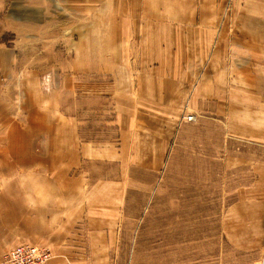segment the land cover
<instances>
[{"label": "crops", "instance_id": "1", "mask_svg": "<svg viewBox=\"0 0 264 264\" xmlns=\"http://www.w3.org/2000/svg\"><path fill=\"white\" fill-rule=\"evenodd\" d=\"M90 2L98 19L71 47L0 44V257L25 241L51 250L47 264H115L125 182L105 180L109 148L81 131L74 106L90 93L80 81L107 78L130 101L120 109L190 100L238 119L228 129L247 190L224 207L221 230L234 262L264 264V0Z\"/></svg>", "mask_w": 264, "mask_h": 264}, {"label": "rangeland", "instance_id": "2", "mask_svg": "<svg viewBox=\"0 0 264 264\" xmlns=\"http://www.w3.org/2000/svg\"><path fill=\"white\" fill-rule=\"evenodd\" d=\"M100 18L108 23L107 15ZM97 19L90 0H0V44L28 49L37 41L38 47L63 50ZM80 83L90 91L74 100L81 131L109 148L105 180L125 182L123 214L121 205L114 206L117 238L109 262L237 264L238 254L221 230V213L236 192L247 190L246 167L235 162L237 135L228 129L238 119L218 117L222 109L215 106L214 112L211 104L190 100L120 109L131 104L105 89L111 79ZM87 170L93 183L101 178L97 165Z\"/></svg>", "mask_w": 264, "mask_h": 264}, {"label": "built area", "instance_id": "3", "mask_svg": "<svg viewBox=\"0 0 264 264\" xmlns=\"http://www.w3.org/2000/svg\"><path fill=\"white\" fill-rule=\"evenodd\" d=\"M50 256L47 248L22 241L6 248L0 257V264H47Z\"/></svg>", "mask_w": 264, "mask_h": 264}]
</instances>
